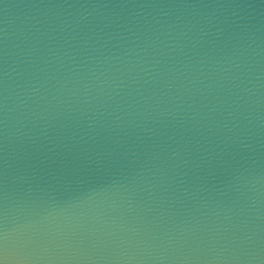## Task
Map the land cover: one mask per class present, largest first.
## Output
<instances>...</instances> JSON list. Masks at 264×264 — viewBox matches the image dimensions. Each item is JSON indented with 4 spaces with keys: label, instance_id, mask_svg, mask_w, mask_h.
<instances>
[{
    "label": "clouds",
    "instance_id": "9594fccd",
    "mask_svg": "<svg viewBox=\"0 0 264 264\" xmlns=\"http://www.w3.org/2000/svg\"><path fill=\"white\" fill-rule=\"evenodd\" d=\"M0 264H264V0H0Z\"/></svg>",
    "mask_w": 264,
    "mask_h": 264
}]
</instances>
